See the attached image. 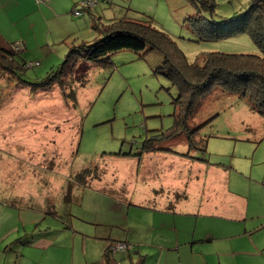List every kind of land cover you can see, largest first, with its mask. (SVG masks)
I'll list each match as a JSON object with an SVG mask.
<instances>
[{
	"label": "rangeland",
	"instance_id": "374dc122",
	"mask_svg": "<svg viewBox=\"0 0 264 264\" xmlns=\"http://www.w3.org/2000/svg\"><path fill=\"white\" fill-rule=\"evenodd\" d=\"M91 1L93 3L88 4ZM14 2L16 0H5L11 7ZM213 3L215 8L211 12L200 8L193 0H69L62 10L66 11L65 20L49 26L51 35L48 26L46 28L50 44L56 29L64 28L61 42L56 47L51 44L55 50L52 54L42 59L25 53L23 41L11 43L10 47L19 44L23 51L15 55L16 66H19L15 74L11 70L13 64L0 55V203L20 200L24 204L28 202L23 201L24 197L35 200L36 207L46 214L37 230L50 225L57 227L64 222L61 217H65L66 212L76 218L92 216L102 220L115 210L122 218L127 208L131 213L139 211L132 204L126 187L117 190V185L123 186L124 179L114 170L120 173L126 164L116 165L112 157L137 154L147 140L157 134H167L174 127L178 112L174 101L179 91L158 72L163 63L162 54L148 48L123 49L97 61H80L71 71L72 75L64 80V88L54 86L33 93L24 83L42 81L63 64L69 51L103 38L113 21L153 24L171 37L191 64H202L204 55L210 52L260 55V48L246 32L204 38L202 32L209 27L191 22L199 17V20L227 27L246 12L251 0H213ZM77 10L82 15H76ZM19 14L18 9L0 5L1 22L3 18L12 17L14 25L25 26L17 22ZM199 28L203 30L199 32ZM218 30L215 26L210 28V32ZM46 37L43 34L42 39ZM34 38L35 35L31 36L29 41ZM45 43L44 40L43 45ZM30 63L39 64L25 67ZM194 117L197 123L210 121L200 131L208 140L206 149L204 152L194 149V154L228 169L226 177L231 190L247 196L258 213L246 223L232 219L209 223V228L225 238L215 241L213 246H220L222 261L229 263L249 250L254 242L260 249L255 264H264L261 246L264 245V228L255 230L264 223V217L258 216L264 214V116L252 110L246 99L216 90L200 100ZM197 123L191 126H199ZM196 141L201 144V139ZM161 143L168 146L173 142L165 138ZM173 145L168 148L188 149L185 143ZM85 169H90V173H83ZM84 176L89 188L83 190L78 183ZM99 177L103 182L120 178L108 182L109 193H113L103 195L124 204V212L115 202L109 205L108 197L103 200L99 195L102 193L90 188ZM68 190L73 192L72 196L68 194L71 199L66 200L64 195ZM131 219H134L133 213ZM123 220L129 223L128 219ZM131 252V249L116 250L112 255L116 253L120 264H131ZM156 258L154 254L152 260ZM248 261L246 259L244 264Z\"/></svg>",
	"mask_w": 264,
	"mask_h": 264
},
{
	"label": "crops",
	"instance_id": "0c3cea01",
	"mask_svg": "<svg viewBox=\"0 0 264 264\" xmlns=\"http://www.w3.org/2000/svg\"><path fill=\"white\" fill-rule=\"evenodd\" d=\"M68 2L16 0L11 7L5 0H0L3 8L18 9L17 22L25 24L14 25L12 17L3 18V22L0 21V49L8 50L11 43L21 40L25 43V53L36 54L42 59L52 54L62 40L60 36L64 28L56 29L51 40L54 47L46 37V28L60 19L65 20L66 11L62 10ZM49 32L51 35L50 29ZM43 34L46 39H42ZM33 35L35 38L29 41ZM182 143L187 145V150L174 148L141 156L112 157V163L126 164L120 173L114 170L124 179L123 186L117 185L116 188L126 187L128 196L130 193L133 199L132 204L140 209L132 212L134 219H131L132 213L128 208L123 218L115 210L102 220L92 216L76 218L66 212L67 218L61 217L64 222L57 227L50 225L37 230L46 214L36 207L35 200L24 197L23 201H28L24 204L20 200L0 203V264H120L116 253L107 255L112 241L132 246L131 264H244L246 259H249L248 264H255L260 257V249L254 242L235 260L232 258L229 263L222 261L223 252L219 245L213 246V243L225 238L222 233L208 227L214 220L224 222L232 219L246 223L249 218H255V205L247 196L231 190L226 177L228 169L197 160L193 156L199 155L194 154L187 141L178 144ZM101 180V177L95 179L90 188L102 193L99 195L105 200L108 196L104 193H113H109L108 182L119 181L120 178L108 182ZM79 187L83 190L89 188ZM65 192L66 198L69 190ZM108 198L106 202L109 205L115 202L114 205L125 211L124 204L116 198ZM258 216L264 217V214ZM123 219H128L129 223ZM260 228H264V223L255 230ZM114 229L120 230L119 234ZM154 254L157 255L155 261L152 260Z\"/></svg>",
	"mask_w": 264,
	"mask_h": 264
},
{
	"label": "trees",
	"instance_id": "16d2710c",
	"mask_svg": "<svg viewBox=\"0 0 264 264\" xmlns=\"http://www.w3.org/2000/svg\"><path fill=\"white\" fill-rule=\"evenodd\" d=\"M202 9L214 11L213 0H193ZM198 6V5H197ZM201 18V17H200ZM191 20V22L205 25L207 28L202 34L204 38L228 37L239 32L248 33L261 50L260 55L256 54H224L220 52H210L204 55V62L189 63L186 56L177 48L171 37L150 23L135 21H113L105 30L103 38L93 44H82L72 49L67 54L63 64L55 71L37 83H27L33 93L45 89L60 86L64 88V80L72 75L71 71L76 68L80 61H97L109 53L123 49L142 51L148 48L150 51H158L163 56V63L158 67V72L163 73L173 86L179 91V97L174 101L178 107L174 127L167 134L154 135L151 140L144 143L143 153L155 151H170L168 146L178 144L185 140L191 150L197 149L205 151L208 140L200 135L202 122L193 120L197 106L201 99L212 94L216 90H221L228 94L237 95L241 99H246L252 110L264 116V0H251L250 7L237 19H233L232 24L227 27H219L217 23L207 22L205 19ZM219 28L217 32H210V28ZM199 32L203 30L198 29ZM22 53V52H21ZM0 55L13 64L12 73L19 68L15 63L16 53L11 50L0 49ZM26 67V65H25ZM64 90V89H63ZM200 124L199 126L192 127ZM192 125V126H191ZM200 127V128H199ZM167 138L172 141L171 145H162L161 140ZM179 138V140H175ZM197 139H201V144ZM174 146V145H173ZM128 154H114V156ZM188 156V154H181ZM197 160L208 162L202 155L193 156ZM83 173H90V169H85ZM86 176L79 180V186L85 187ZM70 194V192L68 193ZM67 195L66 200L71 199ZM112 245V244H110ZM107 248V255H112L111 246Z\"/></svg>",
	"mask_w": 264,
	"mask_h": 264
},
{
	"label": "built area",
	"instance_id": "2783aa9c",
	"mask_svg": "<svg viewBox=\"0 0 264 264\" xmlns=\"http://www.w3.org/2000/svg\"><path fill=\"white\" fill-rule=\"evenodd\" d=\"M93 3V1L88 2V4ZM76 15H80L81 12L80 11H76L75 12ZM9 49L13 50L15 53H21L23 51L22 47L19 44L16 45H12ZM39 63H30V64H26L27 68H31L34 67L35 65H38ZM111 251H116V250H124V249H131L132 246L129 244H124V243H111Z\"/></svg>",
	"mask_w": 264,
	"mask_h": 264
}]
</instances>
